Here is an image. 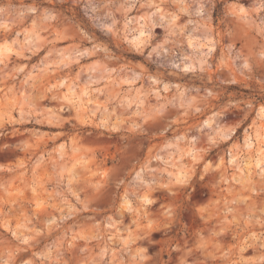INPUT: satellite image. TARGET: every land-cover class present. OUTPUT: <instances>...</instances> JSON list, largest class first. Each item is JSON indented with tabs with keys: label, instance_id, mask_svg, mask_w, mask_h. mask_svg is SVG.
<instances>
[{
	"label": "rangeland",
	"instance_id": "obj_1",
	"mask_svg": "<svg viewBox=\"0 0 264 264\" xmlns=\"http://www.w3.org/2000/svg\"><path fill=\"white\" fill-rule=\"evenodd\" d=\"M2 47L0 264H264V0H0Z\"/></svg>",
	"mask_w": 264,
	"mask_h": 264
},
{
	"label": "crops",
	"instance_id": "obj_2",
	"mask_svg": "<svg viewBox=\"0 0 264 264\" xmlns=\"http://www.w3.org/2000/svg\"><path fill=\"white\" fill-rule=\"evenodd\" d=\"M45 20L41 19L39 17H33L30 16L29 19L27 20V22L25 23V30H29L30 31V37L35 40V35L38 34H42L41 30L43 27V24H45ZM10 43V42H9ZM35 50H37L36 44L33 43L30 50L26 51V53L31 54V56L36 55ZM40 51V50H38ZM87 52H84L83 54H85ZM76 54V52L74 53ZM14 56H16L14 54ZM75 56V55H74ZM73 56L72 59H74L75 57ZM34 65H37L34 66ZM24 74V78L26 79V84H25V88L28 92L31 91V93L33 94L34 89L40 85L43 80H44V75L42 70L40 69V64H38V62H36L35 64H31L28 63L26 64L25 68L23 70H21L20 72V76ZM239 125L233 127V128H238Z\"/></svg>",
	"mask_w": 264,
	"mask_h": 264
},
{
	"label": "bare ground",
	"instance_id": "obj_3",
	"mask_svg": "<svg viewBox=\"0 0 264 264\" xmlns=\"http://www.w3.org/2000/svg\"><path fill=\"white\" fill-rule=\"evenodd\" d=\"M129 40L133 43L134 46H139L141 44V41H142L140 35H130L129 36ZM2 52H10V49L8 47H4V49H3V47H2V48H0V55H1ZM258 112H259V115L264 118V105H261L260 107H258ZM207 123L208 122L205 121V124H207ZM253 132H254V134L252 133L253 134V138H250V137L247 136L244 143H245V148L247 147V149L255 148V150L257 152L256 164L259 167V165H261L264 162V131H261V130L256 128V130H254ZM262 143H263V145H262ZM229 158H231V159H229L230 163L235 161V158H232V157H229ZM40 206H41V204H40Z\"/></svg>",
	"mask_w": 264,
	"mask_h": 264
}]
</instances>
